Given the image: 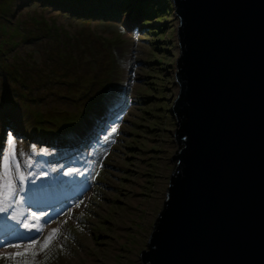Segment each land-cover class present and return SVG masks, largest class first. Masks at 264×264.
I'll return each mask as SVG.
<instances>
[{
	"label": "rangeland",
	"instance_id": "rangeland-1",
	"mask_svg": "<svg viewBox=\"0 0 264 264\" xmlns=\"http://www.w3.org/2000/svg\"><path fill=\"white\" fill-rule=\"evenodd\" d=\"M112 1L0 0V23L20 33L3 59L24 79L0 71V151L10 133L26 176L18 202L0 213V256L58 229L35 264H141L178 150L169 113L178 19L169 0L140 10L132 5L148 1Z\"/></svg>",
	"mask_w": 264,
	"mask_h": 264
},
{
	"label": "water",
	"instance_id": "water-1",
	"mask_svg": "<svg viewBox=\"0 0 264 264\" xmlns=\"http://www.w3.org/2000/svg\"><path fill=\"white\" fill-rule=\"evenodd\" d=\"M169 1L178 150L140 263L264 264V0Z\"/></svg>",
	"mask_w": 264,
	"mask_h": 264
},
{
	"label": "snow or ice",
	"instance_id": "snow-or-ice-1",
	"mask_svg": "<svg viewBox=\"0 0 264 264\" xmlns=\"http://www.w3.org/2000/svg\"><path fill=\"white\" fill-rule=\"evenodd\" d=\"M26 167L31 168L30 162H26ZM69 175L71 173H68ZM26 176L21 169V164L17 160L16 154V141L9 133L5 142V148L0 151V213H7L9 208H12L14 203L18 202L20 193L23 191V184ZM38 189H30V193H34ZM13 220H16V216H12ZM40 217L35 214L32 215V220L38 221ZM23 227L31 231L33 227H36L38 231H42L37 225L32 223H24ZM59 230H52L43 243H40L38 239H33L31 243L24 246L22 251H15L12 253L0 256V259L11 260L12 264H35V258L39 252H43L48 249L52 243L58 239ZM37 244H40L39 250L36 249ZM14 248L20 249V244L11 245ZM31 257V259H29Z\"/></svg>",
	"mask_w": 264,
	"mask_h": 264
},
{
	"label": "trees",
	"instance_id": "trees-1",
	"mask_svg": "<svg viewBox=\"0 0 264 264\" xmlns=\"http://www.w3.org/2000/svg\"><path fill=\"white\" fill-rule=\"evenodd\" d=\"M93 1H97L96 3L103 5L104 9L107 8V3L108 4L110 3V2H100V0H93ZM110 1H112V0H110ZM146 1H148V2L145 4H142V5H139V4L134 5L133 4L132 8L140 10V9H143V7H146L147 4H148V6L152 5L151 7H154L156 5H158L159 7L163 6L162 5L163 2L161 0H145V2ZM133 2H138V1L133 0ZM101 3H103V4H101ZM145 11H147V12H145ZM145 11H144L145 18L150 17V13L148 12L147 8H145ZM43 23H44V28L46 30H51L52 27H49L46 22H43ZM53 28L55 30H57L55 27H53ZM0 32L4 36V38L0 41V71L3 72L5 74L4 76L7 79L11 80L12 82H15V83L20 84V85H24V79H23L22 75H19L18 70L16 68L9 70L8 67H6V65H7L6 61L3 59V57L6 54L12 52L14 47L17 45V42H15V40L20 36V33L18 32V29H16V28H11V30L7 29L6 25H2L1 23H0ZM5 46L8 47V49H6L4 51ZM105 47H107V46H105ZM73 63H75V61ZM95 80L96 79H92L91 82H94ZM77 83H79V82L77 81ZM106 85H107V83H102V86L106 87ZM82 86H84V85H82ZM86 90H88V89L85 88V90H82V91H86ZM19 95L23 97V94L21 92L19 93ZM81 99H83V97ZM92 99H93V95H92L90 100L92 101ZM82 105H83V108H85L88 104L84 102V103H82ZM77 115L78 116L82 115V112L78 113ZM73 121H74L73 117H67V118L60 119V122L65 123L66 127H69L70 126L69 124ZM66 130H68V128H66Z\"/></svg>",
	"mask_w": 264,
	"mask_h": 264
}]
</instances>
